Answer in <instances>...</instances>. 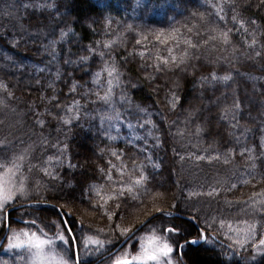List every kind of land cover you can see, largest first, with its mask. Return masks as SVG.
<instances>
[{
    "label": "trees",
    "instance_id": "trees-1",
    "mask_svg": "<svg viewBox=\"0 0 264 264\" xmlns=\"http://www.w3.org/2000/svg\"><path fill=\"white\" fill-rule=\"evenodd\" d=\"M141 2L148 4L147 10L137 8L135 0H62V2L57 0L60 13L63 14L67 26L73 28V33L65 38L64 43L57 45L58 58L56 59L45 54L42 49L40 51L38 49L41 44H47L50 39H59V30L60 27L65 26L64 24L57 26L54 18L45 19V24L49 28L55 27L56 31L53 35L46 28L48 35L41 36L37 43H33L34 38L27 33L23 36L16 35L11 26L12 21L6 16L0 18V25H2L0 33H4L3 41H0V80L12 85L10 90L14 93V97L9 101V107L0 106V142L11 145V141L17 139L14 143L19 141L20 146L29 149L27 177H31L32 193L39 199L28 201L49 204L41 206L35 204L12 211L9 217L11 227L15 229L25 227L36 232L38 226L44 228L50 235L52 230L45 227V224L58 220V217L62 218L61 206H64L63 211H71L78 220L83 221V228L79 223L74 225L76 235L81 241H86L89 236H92L102 240L113 239L117 245L122 238L117 240L118 234H109L110 224L143 220L148 217L149 211L154 206H159L165 211L179 212L192 217L199 215V221H190L192 224L190 240L196 238L197 229L205 228V219L214 218L217 221V224L206 233L209 239L215 238L214 243H206L202 239L196 245L186 246L183 250L186 255L182 256L185 264H221V262L223 264H262L264 256L257 261H251V258L255 256L252 254V247L248 244L240 246L239 250V247L235 246L229 248L231 241L224 236L225 231L219 229V221L224 220L225 224L231 223L236 227L242 224L255 225V233L263 235L264 232V219H261L259 215L260 212H264V209H261L257 203L256 212L253 213L252 202L249 201L253 191L264 187V182H262L264 164L258 162L259 153L256 156L255 167L251 159L239 156V144L233 135H229V133H234L236 137H239L240 143H247L249 146L264 135V70H262L264 69V57H255L253 51L250 60L241 55L239 60L229 64L222 58L231 57L230 47L225 50L222 46L216 45L201 49L198 53L201 56L200 62L206 67L198 69L197 76L208 75L207 66L211 61L215 64L214 70L218 75L230 74L233 78L227 85L217 83L214 89L211 85L205 86L203 97H201L199 83L194 88L192 84L194 78L189 75L187 81L181 82L179 89L184 108L178 107L174 112L167 102L170 99L169 90L163 85L167 81L170 88H175L173 81L176 80V75L172 72L155 73L152 67H148L146 71L141 70L142 64L156 63V55L167 56L169 46L174 47V55L181 54L179 49L171 44L167 46L157 44L152 33L158 31L167 33L172 29L185 31V25L191 19V12L204 13L206 18L222 29L232 28V12L227 5L234 2L239 11L240 6L244 5L247 0H178L179 6L168 11L167 15L164 11L154 8L156 0H152V3H148V0H141ZM167 3L171 5L173 0H167ZM251 3L253 7L249 12L244 13V16L245 18L251 16L257 20L259 32L256 34L258 40L256 50L264 51L260 47L264 44V35H261L264 33V9L256 7L259 0H251ZM210 4L226 5L223 13L226 17L225 21H219L214 10L209 7ZM6 6L7 0H0V8ZM258 11L259 16L254 15ZM21 14L24 13L21 12ZM50 14L55 17V8H49V11L43 14L40 11L29 10L28 19L24 20V25L29 28L30 32H34L37 21ZM77 17L79 22L72 24L71 22ZM92 21L96 23L92 24ZM191 22L197 23L195 20ZM89 24H92L94 31L88 29ZM128 24L135 25L136 30L127 31ZM144 36L148 39L145 40ZM136 39H140L141 44L137 45ZM233 39L234 41L244 40L243 32L239 36L233 35ZM13 40L17 42L15 47L10 46L9 43ZM94 41L100 44L108 41L115 42L113 55L122 73L120 77L122 88L114 89V100L117 107L125 113V124L120 125L122 139L112 143L106 140L100 130L98 119L99 112L105 106L101 102L86 103L84 100H81V104H86L87 115H85V109H81L79 121H74L71 126H62L52 121L53 126L41 130L35 124L36 111L42 114H45L48 109H51L53 113L58 111L49 103V98L53 95L49 84H53L55 90L61 93V100L65 104L70 103V100L63 95L68 91L67 77L56 81L57 69L64 73L71 70L70 66L63 63L66 50L70 48L73 53L72 58L76 59L79 55L87 54L82 51L83 46ZM247 43H251V37L248 38ZM244 51L247 50H241V52ZM140 52L145 53L143 60L139 56ZM125 55L128 56V63H124L122 59ZM5 57L14 58L15 64L10 63V59H5ZM218 59L221 63L217 64ZM98 66L99 61L94 58L92 71L98 70ZM189 71L191 72V69ZM76 75L79 76L80 73L77 72ZM150 75L158 77L157 81L151 85L146 78ZM85 79L90 80L91 76H86ZM132 84L136 87H132ZM102 86L106 87V84ZM158 86L160 91H157ZM122 90L130 98V104L120 105L119 96ZM74 98L79 99V96ZM234 98L241 102L240 110L234 109ZM90 99L96 100V97L93 96ZM137 105L147 109L150 118L158 125L152 130V136L147 134L150 126H145L143 129L135 127L138 122L142 123L144 119L149 118L136 111ZM189 107L203 110L195 123L189 122L186 118L184 109ZM224 109H229L227 121L213 120V133L220 132L222 139L215 135L201 137L195 133L197 124L204 123V117H219L224 114ZM233 110L238 120L235 128L231 127V124L236 123L231 120ZM44 118L51 120L50 116L45 115ZM129 120L134 125L133 129L126 126ZM56 127L61 130L57 132ZM112 134L115 135V131ZM135 136L145 139L137 141ZM153 137H161L164 143L161 147L151 151L153 159L152 163H149L145 154L139 149L143 147L145 141L151 148L155 142ZM57 141L60 148L67 145L63 155V165L60 167L56 166L55 158L47 162L49 155L55 157L57 154V150L51 147V144ZM110 147L126 153L125 164L131 163L128 157H133L137 165H147L146 171L151 183L148 194L141 197L143 204L129 198L127 203L121 202L120 216L124 217V220L114 218L113 221H108L104 213H111L115 210V203L109 201L108 196L114 194L112 189H118L121 185L108 182L106 178L100 179L99 176L95 183L103 199L96 198L93 202L106 203L104 208L93 210L86 201L82 203L79 199V188L75 192L77 199L69 205H65V199H70L68 195L70 189L67 187L64 189V199L54 198L61 195L60 183L52 180L50 176H44L43 169L61 176L62 179L64 175H75L77 179L82 180L85 173L89 176L94 175L93 166L102 163L97 160L99 151ZM233 149L236 150L235 153ZM198 155L205 158L198 160ZM108 159H113L116 164L120 163L106 154L104 160ZM69 161L78 167H69ZM153 163L159 167L154 168ZM249 172L252 176L248 175ZM129 175L135 179V175L129 170L124 177L114 174L113 181L127 180ZM253 176L255 179L252 178ZM242 180H249L251 183L241 186ZM233 183L238 185L236 189H230ZM253 185H257V188L254 189ZM158 192L165 194L163 200H153V196ZM259 199L258 197L257 200ZM171 204H176L177 208H170ZM17 214H20V217L16 216ZM171 219L161 216L154 223L160 226L163 221L165 226H169L168 222ZM32 220L36 221L37 226L31 225ZM178 220L185 219L178 218ZM1 229L0 237L4 231L3 226ZM142 232H137L129 243ZM106 234L109 235L106 236ZM4 246L5 241L0 247V260H8L9 264H12L13 259L8 255L11 251H5ZM107 247H112V245ZM107 247L96 249L90 246L88 250L90 255L82 258L85 264H92L107 254ZM79 251L81 255L82 246ZM96 264H108V256Z\"/></svg>",
    "mask_w": 264,
    "mask_h": 264
},
{
    "label": "snow or ice",
    "instance_id": "snow-or-ice-1",
    "mask_svg": "<svg viewBox=\"0 0 264 264\" xmlns=\"http://www.w3.org/2000/svg\"><path fill=\"white\" fill-rule=\"evenodd\" d=\"M135 2L137 8H143L144 10L148 9L147 3H142L141 0H135ZM148 3H152V0H148ZM178 6V0H173V4L171 5L167 3V0H156L154 8L164 11L165 15H167L168 11ZM225 6L224 4L209 5V7L214 10L215 16L218 17L219 21L226 20L223 14ZM227 7L232 12V28L222 29L213 24L210 19L206 18L204 13L191 12V19L185 25V31L182 32L180 29H172L167 33L164 31L152 33L157 44L165 46L171 44L179 49L181 53L179 56L174 55V47L169 46L167 47V56L158 54L155 57L156 63L151 65L145 63L141 65V70L144 71H146L148 67H152L155 73L172 72L176 75V80L173 81L175 88H170L167 81L163 85L164 88H168L169 90L170 99L167 102L173 112L178 107L181 109L184 108V101L179 95V89L181 87V82L187 81L189 75L194 78L192 80L194 88L197 83H199L201 87V97H203L205 86L211 85L214 89L217 83H224L227 85L233 78L230 74L218 75L214 70L215 64L211 61H209L207 66L209 69L208 75L204 76L201 74L197 76L198 69H204L206 67L200 62L201 56L198 53L201 49H207L216 45L222 46L225 50L230 47L232 49L231 57L222 58L223 61L229 64L239 60L241 55L250 60L253 51L255 57H264V51L256 50L258 45L256 34L259 32L257 20L253 19L251 16L247 18L244 16V13L249 12L253 7L251 0H247L244 5L240 6L239 11H237V5L234 2L228 4ZM256 7L258 9H264V0H259ZM49 8H55V17H52L50 14L48 17L39 19L35 25V31L30 32L29 28H26L24 25V20L28 19L29 10L40 11L43 14L48 12ZM21 12L24 14L22 15ZM259 14L258 11L254 15L259 16ZM5 16L12 21L11 26L16 35L23 36L27 33L34 38L32 41L33 43H37L41 36L48 35V32L45 31L46 28L54 35L56 28H49L44 22L45 19L54 18L57 26L64 24V27H60L59 39H50L47 44H41L40 49H38V51L42 49L45 54L51 56L53 59L58 58L57 45L64 43L65 38L68 37L70 33H73V28L67 26L63 14L60 13L57 0H7V6L0 8V18ZM192 20L197 21V23H192ZM78 22L79 18L77 17L71 23L75 24ZM95 23L96 21H92V24ZM92 24L87 25V27L89 30L94 31ZM0 27H2V25H0ZM126 27L129 32H134L136 30V26L133 24H128ZM241 32L244 34V40L234 41L233 35L239 36ZM261 35H264V33ZM3 37L4 33H0V41H3ZM249 37H251V43H247ZM143 38L145 40L148 39L147 36ZM9 43L10 46H17L15 40ZM114 43V41L104 42L103 44H100L98 41L91 42L89 45H84L82 48V51L87 54L79 55L76 59L72 58L73 53L70 48L66 50L63 63L64 65L70 66L71 70L64 73L57 69L56 81L64 79L65 76L67 77L66 83L68 91L63 93V95L66 99L70 100V103L65 104V102L61 100V93L55 90L53 84H49V88L53 91V95L49 98V103L58 111L53 113L51 109H48L45 114L36 111L35 115L37 119L35 124L41 130L45 127L53 126L52 121H56L57 124L62 126H71L74 121H79L81 119V109H85V115H87L86 104H81V100H84L86 103L101 102L105 106L104 109L99 112L98 119L100 121V130L105 135L106 140L112 143L122 139L120 135V125L125 124V113L117 107L114 100V89L117 87L122 88L120 80L122 73L119 71L116 59L113 55ZM135 43L139 45L141 44V40L136 39ZM260 47L264 49V44H261ZM242 49H246L247 51L241 52ZM139 56L143 60L145 53L140 52ZM94 58L99 61V66L98 70L93 72L92 61ZM5 59L10 58L5 57ZM122 59L124 63L129 62L127 55L123 56ZM10 63L13 65L15 64L14 58L10 59ZM216 63H221V60L218 59ZM189 69H191V72ZM40 71H44V69H40ZM77 72L80 73L79 76L76 75ZM89 75L91 79L86 80L85 77ZM146 78L149 80L150 85L158 79L156 75H150ZM37 83H39V81H37ZM103 84H106V87H103ZM89 85L95 87H90ZM131 86L136 87L135 84ZM11 88L12 85L0 80V106L5 108L9 107V101L14 97V93L10 90ZM160 90L158 86L157 91ZM77 95L79 99L74 98ZM93 96L96 97V100L90 99ZM119 103L121 106L131 103L127 93L123 90L119 96ZM233 103L235 110L241 109V102L237 98H234ZM12 110L15 111V109ZM210 110L209 108V111ZM235 110L231 112V120L236 121V123L231 124L233 128L238 124ZM136 111L149 118L144 119L142 123L138 122L135 127L143 129L145 126H150L147 134L148 136H152V130L156 129L158 125L150 118L147 109L143 106L137 105ZM184 111L186 112L187 120L195 123L203 110L189 107L188 109H184ZM228 113L229 109H224V114L219 117H204V123L197 124L195 133L201 137H213V135H215L222 139L220 132L217 131L213 133V120L215 119L217 122L227 121ZM45 115L50 116L51 120L45 119ZM92 118L95 119L97 117ZM126 126L129 129L134 128L130 120L127 121ZM55 130L59 132L61 129L56 127ZM113 131H115V135L112 134ZM229 135H233L237 144H239V156L251 159L253 167H255L257 162L256 156L259 153L258 162L264 164V135L251 146L247 143H240L239 137H236L234 133H229ZM134 138L137 141L145 139L141 136H135ZM153 139L155 142L152 144L151 148H149L145 141L143 147L139 149L140 152L145 154L149 163H152L153 159L151 151L161 147L164 143L161 137H153ZM58 143L57 141V143L51 144V147L57 150V154L55 157L49 155L47 157V162H51L55 158L56 166L60 167L63 165V155L64 151L67 149V145L60 148L58 147ZM45 144H47V141H45ZM28 151L29 149L26 148L23 152L16 153L8 143H0V224H3L4 220L11 216V211L18 202L22 200L39 199L32 193L33 181L31 177H24L21 171L22 165L20 161L24 159ZM232 151L235 153L236 150L233 149ZM106 154L120 163H114L113 159L105 161L104 157ZM125 155L126 153L117 151L115 148L110 147L107 150L101 149L97 155V160L102 163L93 166L94 175L89 176L85 173L82 180L77 179L75 175H64L62 179L61 176L49 172L46 169H43V174L44 176H50L52 180L60 183L61 195L54 198L64 199L63 193L64 189L67 187L70 189L68 193L70 199H65V205H69L77 199L75 192L77 188H79L80 201L82 203L86 201L93 210L106 207V203L100 204L93 202L96 198L103 199L95 183L97 176H99L100 179L106 178L108 182L120 184L121 187L112 189L111 191L114 194L108 196V200L115 203V210L111 211V213L105 212L104 215L107 217L108 221H113L114 218L123 221L124 217L120 216L121 202L127 203L128 199L131 198L133 201H139V203L143 204L141 197L148 194L149 185L151 183L149 174L146 171L147 165H137L133 157H128L131 163L125 164ZM204 158V156H197L198 160H203ZM216 158L218 159L219 157L217 156ZM152 166L154 168L159 167V165L154 163ZM69 167H78V165H72L69 161ZM129 170L135 175V179H132L131 175H129L127 180L113 181L114 174L124 177ZM29 171H31V169H29ZM248 175L252 176V173L249 172ZM252 178L255 179L254 176ZM262 182H264V174H262ZM249 183H251V181L242 180L241 186ZM237 187L238 185L233 183L230 189H236ZM253 188H257V185H253ZM209 195H211V193H209ZM217 195H219V193H217ZM258 197L260 198L259 200H257ZM164 198L165 194L162 192H158L153 196V200H163ZM249 201L252 202L251 207L253 213L256 212L255 205L257 203L260 205L261 209H264V187L259 188L258 191H253L252 195L249 197ZM246 203H248V201H246ZM169 207L175 209L177 205L171 204ZM63 208L64 206H61L63 218L58 217V220L50 221L48 224H45V227L52 230V236H49L44 228L38 227L35 220H32L30 223L33 226H37L36 232L14 230L11 228L9 222L7 228L10 234L6 235L7 247L5 251L22 250L14 254L15 258L12 264H17V259L20 261V264H85V261L81 258L79 249L82 246L87 250L93 245L96 249L106 248L108 245H112V247H107L109 253L108 264H172L171 257L174 254L178 257L176 264H182L179 257L186 255L183 251L186 246L196 245L202 239L210 244L215 241L214 237L209 239L206 235L207 231L217 224L214 218L212 220L205 219V228L197 229L196 238L190 240L189 236L191 235L192 228L190 221H199V215L189 217L185 220H178L172 211H165L163 207L154 206L153 209L149 211L147 219L122 224L112 223L109 225V234H118L116 237L117 240L123 238L121 246L117 248L116 251H112V248L116 246L113 239L102 240L89 236L86 241H81L80 237L76 235L74 225L79 223L80 227L83 228V221L78 220V218L73 215V212L63 211ZM259 215L261 219H264V212H260ZM161 216L172 218L168 222L169 226H165L163 221H161L160 226L154 223V221H157ZM245 223H247V221H245ZM225 226V221L220 220L219 229H223ZM227 228L229 232H234L236 234L235 239H233L231 235L226 236V239L232 241V243L228 245L229 248H231L233 244L241 247L248 244L258 251L264 250V235H259L258 233L254 234V230L251 226L243 232V240L240 239L242 234L240 229H234L231 223L227 224ZM145 230L149 233L147 241L144 243L138 239L136 243L139 244V248L137 249L135 245L130 244L129 241L137 232ZM109 234H106V236ZM0 264H9V261L0 260ZM221 264H223V262H221Z\"/></svg>",
    "mask_w": 264,
    "mask_h": 264
},
{
    "label": "rangeland",
    "instance_id": "rangeland-1",
    "mask_svg": "<svg viewBox=\"0 0 264 264\" xmlns=\"http://www.w3.org/2000/svg\"><path fill=\"white\" fill-rule=\"evenodd\" d=\"M17 139H15V140H12L11 141V148L16 152V153H21V152H23V150L24 149H26L24 146H20V142L19 141H17V142H15L14 143V141H16ZM0 143H3V142H0ZM20 163H21V165H22V168H21V171L23 172V176L24 177H27V154H25V156H24V159L22 160V161H20ZM25 202H31L32 204L31 205H27V206H34L35 205V203L36 202H32V201H21V202H18L17 204H19V203H25ZM46 205H49L48 203H46ZM23 207H26V206H22V207H20V208H18V209H21V208H23ZM14 211V210H13ZM13 216V215H12ZM16 216H18V217H20V214H17ZM4 225V222H3V224H0V229H1V227ZM252 227L253 228V230H254V234H255V232H256V227H255V225H248V224H242V225H238L237 227L236 226H232L234 229H240L241 230V232H242V234H241V236H240V239L241 240H243V232L245 231V230H247L249 227ZM12 228V227H11ZM12 229H14V230H18V231H20V230H26V231H30V232H34V231H31V230H29L28 228H25V227H22V228H12ZM222 231H225V233H226V235H224V236H229V235H231L232 237H233V239H235L236 238V234L234 233V232H229V230H228V228H227V224H226V226L222 229ZM10 234V233H9ZM53 235V232L49 235V236H52ZM149 235V233L145 230V231H143L142 233H140L135 239H133L131 242H130V244H134L135 245V247L138 249L139 248V244H137L136 243V241L139 239L141 242H144V243H146V241H147V236ZM263 235H264V232H263ZM57 243H59V242H57ZM231 243H232V241H231ZM233 246H235V247H239L238 248V250L240 249V246H238V245H235V244H233ZM6 247H7V240L5 239V246H4V250L6 249ZM92 247H95L94 245L92 246ZM88 250H89V248L87 249V250H85L83 247H82V253H81V258H86L88 255H90V251L88 252ZM22 250H13V251H11L8 255H10V257L12 258V259H14L15 258V256H14V254L15 253H17V252H21ZM84 252H86V253H84ZM252 254H253V256H255V257H253V258H251V261H257V260H259V259H261L262 258V256H264V250H256V249H254V248H252ZM182 258V256L181 257H179V259H181ZM177 259H178V257L174 254L172 257H171V260H172V264H176V261H177ZM17 264H20V261L19 260H17Z\"/></svg>",
    "mask_w": 264,
    "mask_h": 264
},
{
    "label": "water",
    "instance_id": "water-1",
    "mask_svg": "<svg viewBox=\"0 0 264 264\" xmlns=\"http://www.w3.org/2000/svg\"><path fill=\"white\" fill-rule=\"evenodd\" d=\"M31 204H32L31 202L19 203V204H16V205H15V207H14L13 210L18 209V208H20V207H22V206H27V205H31ZM35 204H42V205L45 204V205H46V203H40V202H36ZM13 210H12V211H13ZM61 217L63 218V214H61ZM147 218H148V217H146L145 219H147ZM191 221H193V220H191ZM7 225H8V218L5 219V230H4V233H3L2 237L0 238V246L2 245V243H3L4 239H5L6 233H7V231H8ZM122 243H123V239H122V240H121V241L115 246V248H114L112 251H116V249L119 248V247L121 246ZM108 254H109V253H108ZM108 254L103 255L102 257L98 258V259L95 260L92 264H96L97 262L101 261L102 259H104L105 257H107ZM262 264H264V262H263Z\"/></svg>",
    "mask_w": 264,
    "mask_h": 264
},
{
    "label": "bare ground",
    "instance_id": "bare-ground-1",
    "mask_svg": "<svg viewBox=\"0 0 264 264\" xmlns=\"http://www.w3.org/2000/svg\"><path fill=\"white\" fill-rule=\"evenodd\" d=\"M174 214H175V216L177 217V218H181V219H187V218H189V217H192L191 215H187V214H183V213H179V212H173ZM123 239V238H122ZM121 239V240H122ZM115 248V247H114ZM113 248V249H114ZM112 249V250H113ZM108 254V253H107ZM109 255V254H108ZM181 261H182V258L180 259ZM182 264H185L183 261H182Z\"/></svg>",
    "mask_w": 264,
    "mask_h": 264
}]
</instances>
